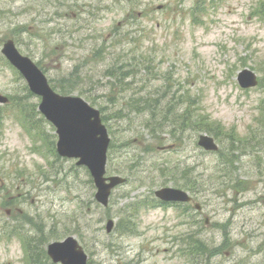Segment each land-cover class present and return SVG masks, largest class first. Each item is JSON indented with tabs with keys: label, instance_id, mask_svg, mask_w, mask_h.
<instances>
[{
	"label": "rangeland",
	"instance_id": "374dc122",
	"mask_svg": "<svg viewBox=\"0 0 264 264\" xmlns=\"http://www.w3.org/2000/svg\"><path fill=\"white\" fill-rule=\"evenodd\" d=\"M200 1L0 0V53L4 42L14 39L23 54L45 69L57 90L102 107L116 146L108 171L129 179L104 208L95 200L88 170L76 159L55 157L44 141L40 146L48 155L31 153L32 142L14 115L24 107L41 119L36 115L39 101L0 55V94L13 100L10 106L0 105L10 108L0 120V264H31L33 253L36 264H42L38 238L51 242L69 235L77 237L91 264H264V196L263 202L255 201L264 195V138L262 148L260 142L233 151L239 158L226 165L220 155L226 152L224 136L219 135L221 152L215 154L196 145L204 128L215 124L205 120L196 133L192 127L182 131L180 125L165 126L166 139L160 144L165 147L144 153L140 147L157 143L152 140L160 134L158 129L152 134L155 123L144 129L143 118L133 111H124L125 117L117 112L126 110L134 93L136 98L166 95L165 82L171 77L170 96L189 93L199 98L201 112L225 127H237L244 136L241 143L246 136L264 137L262 89L243 91L237 82L238 72L246 67L264 77V19L253 11L264 0H218L215 5L208 0L213 6L204 22L194 23L190 10ZM145 52L154 60V76L140 67L138 76L120 81L139 67ZM111 84L119 88L113 91ZM201 118L190 122L202 126ZM42 127L53 140V128L44 121ZM7 159L24 175L10 179L15 169ZM166 166L175 173H165ZM189 185L195 186V200L202 206L199 224L178 216L175 207L136 208L156 199L154 191L161 187ZM18 191L21 197L11 201ZM134 216L136 234L129 226ZM109 218L115 220L111 233L106 231ZM206 218L209 225L204 226ZM120 220L123 227L118 228ZM191 234L215 254L198 257L183 251V240ZM23 236L30 244L29 257Z\"/></svg>",
	"mask_w": 264,
	"mask_h": 264
},
{
	"label": "water",
	"instance_id": "95a60500",
	"mask_svg": "<svg viewBox=\"0 0 264 264\" xmlns=\"http://www.w3.org/2000/svg\"><path fill=\"white\" fill-rule=\"evenodd\" d=\"M3 51L23 72L31 89L43 97L40 109L58 127L60 151L81 155L83 162L93 168L95 162L103 158L109 141L106 130L101 125L99 112L80 98L63 97L54 93L43 73L28 58L18 53L12 41L6 44ZM201 144L207 145L208 148H215L210 138H202ZM95 172V181L99 187L97 198L107 204L110 189L117 179H112V184H106L102 179V169L96 168ZM163 193L167 195V198H177L176 195L179 197L183 195L174 190H164ZM183 196L186 199L185 194ZM51 255L55 260H61L65 264H86V256L81 250H77V243L72 238L65 243L52 245Z\"/></svg>",
	"mask_w": 264,
	"mask_h": 264
},
{
	"label": "trees",
	"instance_id": "16d2710c",
	"mask_svg": "<svg viewBox=\"0 0 264 264\" xmlns=\"http://www.w3.org/2000/svg\"><path fill=\"white\" fill-rule=\"evenodd\" d=\"M170 104H173V103L171 101H169V103L166 106H168ZM129 105H130V107L131 106L134 107V106H137V105H141L143 107V109L145 107L150 108V109H152L153 115H156L157 109H155V108L157 106H163L162 103L160 102V99H153L151 97H148V98H140V99L135 100V101L134 100H131L129 102ZM162 113L163 114H167L168 113L167 115H169V112H166V111H163ZM184 115H189V114L184 113ZM183 121H186V119H182V122ZM173 123H175V125H179V123L176 122V120Z\"/></svg>",
	"mask_w": 264,
	"mask_h": 264
},
{
	"label": "bare ground",
	"instance_id": "6f19581e",
	"mask_svg": "<svg viewBox=\"0 0 264 264\" xmlns=\"http://www.w3.org/2000/svg\"><path fill=\"white\" fill-rule=\"evenodd\" d=\"M126 79H127V77L124 75V76H123V80L126 81ZM188 124H189L188 121H183V122L179 123V125H180L182 128L186 127ZM40 259H41V258H40ZM41 262H42V260H41Z\"/></svg>",
	"mask_w": 264,
	"mask_h": 264
}]
</instances>
